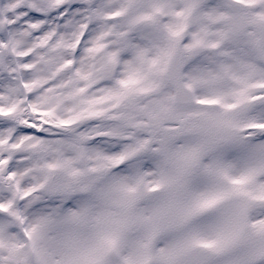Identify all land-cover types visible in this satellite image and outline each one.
I'll return each instance as SVG.
<instances>
[{
	"label": "snow or ice",
	"instance_id": "6c2138e0",
	"mask_svg": "<svg viewBox=\"0 0 264 264\" xmlns=\"http://www.w3.org/2000/svg\"><path fill=\"white\" fill-rule=\"evenodd\" d=\"M0 264H264V0H0Z\"/></svg>",
	"mask_w": 264,
	"mask_h": 264
}]
</instances>
